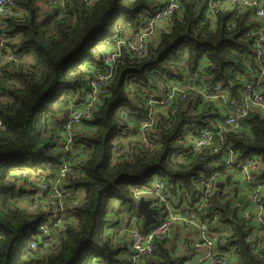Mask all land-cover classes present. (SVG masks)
I'll return each instance as SVG.
<instances>
[{"label": "trees", "instance_id": "trees-1", "mask_svg": "<svg viewBox=\"0 0 264 264\" xmlns=\"http://www.w3.org/2000/svg\"><path fill=\"white\" fill-rule=\"evenodd\" d=\"M36 1L17 0L25 15L7 20L5 28L7 45L33 61L11 63L0 77V264H126L121 257L126 246L113 229L136 216L137 228L147 230L134 206L132 187H150L157 179L171 196L191 192L196 179L223 167L226 146L238 160L259 159L264 175V114L257 109L249 112L242 132L225 133L224 145L216 138L219 154L186 153L175 159L181 154L176 139L185 126L215 129L222 119L214 105L193 98L173 113L170 109L156 115L157 148L142 151L120 143V154L112 161V140L147 119L142 96L157 92L160 83L192 76L202 67L210 83L240 100L241 78H255L264 68V51L257 59L254 39L248 36L258 24L250 8L232 5L212 25L203 3L186 0L146 55L122 58L87 129L75 141L76 152L86 158L82 177L69 182L84 193L78 204L68 206L75 226L47 252L30 249L39 219L17 204L24 194L17 170L29 159L31 171L56 175L58 139L70 111L79 105L82 76L105 70L101 53L93 52L97 42L117 36L120 25L128 31L142 27L165 3L72 0L63 9L48 4L45 12ZM260 84L264 95V80ZM233 181L225 180L209 202L221 224L229 227L221 248L236 245L239 264H264V253L245 239L251 225L239 213ZM156 244L154 257L145 264H181L167 240Z\"/></svg>", "mask_w": 264, "mask_h": 264}, {"label": "built area", "instance_id": "built-area-1", "mask_svg": "<svg viewBox=\"0 0 264 264\" xmlns=\"http://www.w3.org/2000/svg\"><path fill=\"white\" fill-rule=\"evenodd\" d=\"M72 0H49L48 4L63 9ZM186 0H165L164 7L158 10L147 23L140 28L128 31L119 26V34L110 38L103 47L96 48L95 53H101L104 71H93L82 76V87L79 93V105L72 109L64 123L58 139L61 156L56 167V175L50 170L31 171L20 168L17 177L24 189V194L18 201V206L26 212L38 217L35 232L29 244L30 249L41 253L48 251L59 239L65 238L75 221L71 218L68 206L76 205L83 198V190H73L70 180L83 175L82 164L85 154L76 152V139L87 129L95 110L100 104L102 95L107 93V84L113 78L118 65H122L125 55L142 57L147 54L148 46L157 39L155 31L162 26L159 34L166 30L173 16L181 10L182 2ZM205 6L206 18L212 25L218 15L224 14L234 5L241 10L250 8L258 21L248 36L254 39L257 59L263 57L264 51V1L263 0H196ZM89 4L90 0H83ZM25 12L17 0H0V77L3 70L11 63H32L31 55L23 56L7 45L5 34L6 22L9 19L22 18ZM98 50V52H97ZM205 65V63H203ZM88 71V70H87ZM258 79L242 77L240 100L230 97L220 85L209 82V76L204 69L198 70L192 76H182L177 80H168L159 84L157 92H149L142 96L147 119L139 126H132L120 136L121 144L126 147L132 144L142 151L157 148L154 139V123L157 114H164L172 109H178L180 103L189 99L200 100L214 105L222 113L215 129L207 125H199L192 129L185 126L176 139V145L181 154L186 153H220V145L215 144L216 138L221 145L226 142L225 133L242 132L244 121L252 109L264 114V95L261 81L264 80V68L260 67ZM2 123L0 120V127ZM227 156L223 159V167L213 173L198 178L191 192H181L171 196L163 182L155 179L150 187H132L134 206L140 198L150 201V206L157 210L156 222L150 224L145 232L137 228V218L133 216L130 223L120 222L113 232L121 245V257L126 264H145L154 257L157 241L167 240L170 250L180 257L181 264H239L237 246L223 247L221 238L227 233L225 225L221 224L218 213L212 210L210 198L215 195L217 183L225 184L228 178L236 183V195L244 192L245 198L239 205V213L251 225L245 239L251 243L254 250L264 253V175L261 174L262 163L254 156L242 160L236 159L234 152L226 146ZM246 199V200H245ZM70 202V203H69ZM143 223V221H142ZM180 230L182 235L173 234ZM125 242V243H124ZM185 251V252H184Z\"/></svg>", "mask_w": 264, "mask_h": 264}, {"label": "rangeland", "instance_id": "rangeland-1", "mask_svg": "<svg viewBox=\"0 0 264 264\" xmlns=\"http://www.w3.org/2000/svg\"><path fill=\"white\" fill-rule=\"evenodd\" d=\"M48 1L49 0H37V4L39 5L40 9L42 11L47 12L49 10L50 7H48ZM112 20V18H111ZM162 28V26H160L159 28L156 29L155 31V35H156V39L158 38V33L159 30ZM108 43V37L105 38L104 40H100L99 42H97L96 46L97 48L103 47L104 44ZM120 137H116L112 140V145H113V157H112V161H115L118 158V155L120 154V150H121V145H120ZM29 164H30V160L27 159L25 161L24 165H20V168L22 169H28L29 168Z\"/></svg>", "mask_w": 264, "mask_h": 264}, {"label": "water", "instance_id": "water-1", "mask_svg": "<svg viewBox=\"0 0 264 264\" xmlns=\"http://www.w3.org/2000/svg\"><path fill=\"white\" fill-rule=\"evenodd\" d=\"M258 81L257 78H254V84H256ZM221 184L218 182L217 187H219ZM19 189H21L19 187ZM239 204H241V200L239 201ZM137 212L142 216L143 223L142 227L146 229L150 224L156 222V214L157 210L150 206V201L146 200L144 198H140L139 202L136 205Z\"/></svg>", "mask_w": 264, "mask_h": 264}, {"label": "crops", "instance_id": "crops-1", "mask_svg": "<svg viewBox=\"0 0 264 264\" xmlns=\"http://www.w3.org/2000/svg\"><path fill=\"white\" fill-rule=\"evenodd\" d=\"M155 2H164V0H156ZM245 193L244 192H242V193H240L239 194V199H238V204H239V201L241 200V204H242V199H244L245 198ZM246 200V199H245ZM241 204H239V205H241ZM175 237H180L181 235H182V233H181V231L180 230H177V232L176 233H174L173 234ZM185 252V251H184Z\"/></svg>", "mask_w": 264, "mask_h": 264}, {"label": "bare ground", "instance_id": "bare-ground-1", "mask_svg": "<svg viewBox=\"0 0 264 264\" xmlns=\"http://www.w3.org/2000/svg\"><path fill=\"white\" fill-rule=\"evenodd\" d=\"M136 29V28H135ZM90 67V66H89ZM94 70H95V68H94ZM141 125V124H140Z\"/></svg>", "mask_w": 264, "mask_h": 264}]
</instances>
